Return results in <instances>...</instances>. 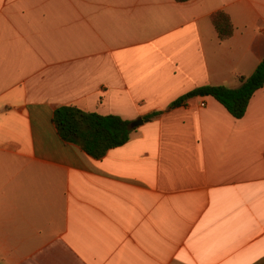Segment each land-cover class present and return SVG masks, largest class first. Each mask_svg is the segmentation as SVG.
<instances>
[{"label": "crops", "instance_id": "crops-1", "mask_svg": "<svg viewBox=\"0 0 264 264\" xmlns=\"http://www.w3.org/2000/svg\"><path fill=\"white\" fill-rule=\"evenodd\" d=\"M263 60L264 0H0V264H264V87L174 105ZM63 106L161 115L95 160Z\"/></svg>", "mask_w": 264, "mask_h": 264}, {"label": "trees", "instance_id": "trees-1", "mask_svg": "<svg viewBox=\"0 0 264 264\" xmlns=\"http://www.w3.org/2000/svg\"><path fill=\"white\" fill-rule=\"evenodd\" d=\"M185 3L190 0H176ZM214 27L221 41H227L234 35V25L225 12L212 16ZM240 86L231 89L225 86H204L180 98L174 105L184 104L196 96H211L217 100L236 119H242L255 93L264 87V60L250 77H240ZM161 115L157 112L146 116L152 119ZM54 124L61 139L79 147L95 160L103 159L110 150L124 146L137 128L132 122L119 116H103L83 111L73 106L58 108L54 114Z\"/></svg>", "mask_w": 264, "mask_h": 264}, {"label": "water", "instance_id": "water-1", "mask_svg": "<svg viewBox=\"0 0 264 264\" xmlns=\"http://www.w3.org/2000/svg\"><path fill=\"white\" fill-rule=\"evenodd\" d=\"M148 121H149V119H143V118H141V119H139V120L133 122V123L131 124V127H132V128H138V127L142 126L143 124H145V123L148 122Z\"/></svg>", "mask_w": 264, "mask_h": 264}, {"label": "built area", "instance_id": "built-area-1", "mask_svg": "<svg viewBox=\"0 0 264 264\" xmlns=\"http://www.w3.org/2000/svg\"><path fill=\"white\" fill-rule=\"evenodd\" d=\"M203 106H205V105L203 104Z\"/></svg>", "mask_w": 264, "mask_h": 264}]
</instances>
